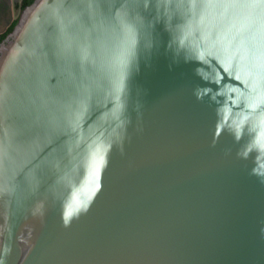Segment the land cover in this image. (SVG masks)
<instances>
[{
    "label": "water",
    "instance_id": "obj_1",
    "mask_svg": "<svg viewBox=\"0 0 264 264\" xmlns=\"http://www.w3.org/2000/svg\"><path fill=\"white\" fill-rule=\"evenodd\" d=\"M15 20L0 264H264V0H34Z\"/></svg>",
    "mask_w": 264,
    "mask_h": 264
},
{
    "label": "flooded vegetation",
    "instance_id": "obj_2",
    "mask_svg": "<svg viewBox=\"0 0 264 264\" xmlns=\"http://www.w3.org/2000/svg\"><path fill=\"white\" fill-rule=\"evenodd\" d=\"M23 1L0 0V43L4 40L2 36L7 33L8 29L16 21L15 17L19 9H22Z\"/></svg>",
    "mask_w": 264,
    "mask_h": 264
},
{
    "label": "trees",
    "instance_id": "obj_3",
    "mask_svg": "<svg viewBox=\"0 0 264 264\" xmlns=\"http://www.w3.org/2000/svg\"><path fill=\"white\" fill-rule=\"evenodd\" d=\"M34 0H24L23 4H22V9H25L26 7H28L29 5H31L33 3ZM15 22L13 23V25L8 29L7 33L4 34L2 36V39H5L6 36L12 32L13 28H14Z\"/></svg>",
    "mask_w": 264,
    "mask_h": 264
}]
</instances>
